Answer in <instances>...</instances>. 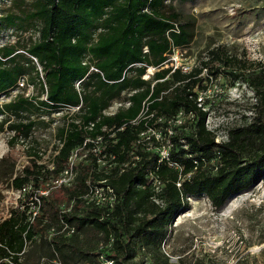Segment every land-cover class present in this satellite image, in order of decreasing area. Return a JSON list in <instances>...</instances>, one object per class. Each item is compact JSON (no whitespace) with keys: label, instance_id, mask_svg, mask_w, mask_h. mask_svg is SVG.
<instances>
[{"label":"trees","instance_id":"obj_1","mask_svg":"<svg viewBox=\"0 0 264 264\" xmlns=\"http://www.w3.org/2000/svg\"><path fill=\"white\" fill-rule=\"evenodd\" d=\"M166 1L21 0L18 12L0 10V27L25 32L35 26L39 32L23 54L15 44L0 47V95L19 89L0 104V132L7 127L16 138H29L46 111L79 106L57 130L59 143L51 163L38 162L42 156L34 152L35 158L16 175L13 186L42 190L62 175L72 152L83 146L89 150L86 160L76 164L70 185L61 184L40 196L34 220L20 207L0 220V264H41L45 259L102 264L103 258L114 264H174L163 243L175 218L189 208L190 196L205 194L220 208L231 195L264 178L262 64L257 70L217 45L190 72L167 67L143 78L148 67L161 68L167 54L188 46L194 37L195 21L173 6L166 11ZM204 70L207 79L220 72L242 79L256 95L253 121L231 128L222 141L208 129V112L198 105L196 87L201 86ZM22 76L37 85L35 93L20 90ZM123 92L129 104L105 113ZM181 110L194 114L192 124L185 121L169 136L168 159L162 158L155 150L162 145L160 140L141 134L168 126ZM99 137L101 151L96 155L90 149ZM98 157L111 168L102 170ZM153 170L161 178L160 192L149 183ZM103 179L117 194L112 211L84 198L88 181ZM156 194L162 203L153 199ZM64 223L74 226V232L63 230ZM141 251L144 255L137 259Z\"/></svg>","mask_w":264,"mask_h":264},{"label":"rangeland","instance_id":"obj_2","mask_svg":"<svg viewBox=\"0 0 264 264\" xmlns=\"http://www.w3.org/2000/svg\"><path fill=\"white\" fill-rule=\"evenodd\" d=\"M33 0H26L27 3ZM15 2V3H14ZM23 6L21 0H0L1 12H18ZM173 6L185 19L195 21L194 37L186 47H176L167 55L161 67H171L172 63L193 68L199 64L210 47L222 45L229 52L237 54L244 61L252 63L255 69L264 66V0H188L186 2L166 1V11ZM39 32L35 26L20 32L8 27H0V47L6 44L17 45L23 54L31 38L37 39ZM262 64V65H261ZM261 65V66H260ZM156 67L150 66L144 73L151 75ZM202 90L196 87L203 97V107L208 112L206 124L215 130L217 140L227 139L231 128L244 126L253 121L256 95L252 87L242 79L234 80L226 72L207 79L208 71L201 74ZM144 78V77H143ZM212 78V79H211ZM34 88L20 89L25 93H35ZM17 88L8 94L0 95V104L9 101ZM19 91V89H18ZM127 92L113 100L105 110L110 113L119 103L128 105ZM75 108H62L46 111L29 138L18 137L7 127L0 132V220L9 216L12 208L25 201L13 186V180L20 170L31 164L38 152L40 163L50 164L55 146L59 143L57 130L75 116ZM2 116H0L1 118ZM179 121L171 122L172 131L179 132V125L192 118L179 114ZM166 127L151 128L141 136H156L160 140L155 150H164L169 140ZM151 145H154L153 143ZM99 152V149L97 150ZM79 160V156L77 157ZM102 170L111 165L101 158L98 161ZM22 195V194H21ZM190 206L177 222L175 218L169 235L163 243V250L174 264H264V178L251 187L231 195L220 208H215L207 195L189 197ZM233 205L231 209L228 206ZM257 247V248H256ZM141 251L137 259L142 258ZM149 257V255H148Z\"/></svg>","mask_w":264,"mask_h":264},{"label":"built area","instance_id":"obj_3","mask_svg":"<svg viewBox=\"0 0 264 264\" xmlns=\"http://www.w3.org/2000/svg\"><path fill=\"white\" fill-rule=\"evenodd\" d=\"M145 51H148L147 47L145 48ZM171 67H173V69L181 68L184 72H190L193 69V66L192 67H186V66H183V64H181L179 66L177 63L174 64V62L172 63ZM159 69H161V68H155L153 70L152 74L148 75V77L145 76V74H144L143 75L144 79L148 80V79L152 78L153 75L155 74V72ZM80 82H81V80H79L77 82V85H79ZM18 84H19V87H21V89H27V87H29V89L34 88V85L29 82L28 77H26V76H22L19 79ZM16 91H17L16 92V94H17L18 89ZM25 94L30 95L31 93H25ZM120 105H122V103H119V105L116 107V109L110 113H114ZM198 105L203 106V97L202 96H198ZM70 108H75L77 111L79 109V106L70 107ZM182 113H185V112L183 110H181L179 112V114H182ZM179 114L176 116V118H172V119H169L167 121L168 126H162V127H166V129L168 130V132L170 134L169 136H171L175 133L172 131V123L171 122L179 121V117H178ZM187 115H189L191 118L194 117V114L192 112H189ZM149 129H151V128H149ZM208 129H210V128H208ZM210 130L215 132L214 129H210ZM90 141H92V140H90ZM217 141H219V140H217ZM101 143H102V138L99 137L98 140L96 141V147L93 149H90V150L93 153H95L96 155H98L101 151L100 150L101 149L100 148ZM171 146H172V144L170 143V140H168V143H167V146L165 147V149L164 150L162 149L160 151L162 158L168 159L169 150H170ZM98 149H99V152H97ZM88 152H89V150H85L84 146L82 148H80L79 150L77 149L74 152H72V155L70 156V159H69L68 166L63 171L62 175L60 177H58L57 179L51 181V183L48 184L49 186L45 187L44 189L33 190L31 185L24 186L21 189H17L22 194V195L20 194V197H23V198L25 197L24 202L22 201V199L19 200L20 205L18 207H20L22 209H27V215H28L30 220H34L40 212V207L42 204V200H41L40 196L41 195H48L50 193L51 188L58 187L61 184L70 185L74 179V176H75L76 164L79 161H85L86 158L88 157L87 156ZM78 156H79V160H77ZM101 158L102 157H98V161H101ZM171 165H173V163H171ZM149 183L154 186L156 192H160L161 186H162L161 178L159 177V175L154 170L149 173ZM87 185H88L87 186V192L84 195V198H85L87 203L95 204L96 206L104 208L108 211L114 210L115 205L117 204L118 198H117V194L115 192L114 187L107 181V179L99 180L97 182L88 181ZM28 192H30V194H31L29 197L26 196V193H28ZM153 199L157 203H162V199L157 194L153 196ZM61 208L68 209L65 207V205H62ZM63 230H67L68 234H71L72 232H74L75 227L69 226L68 224L64 223ZM54 231H55L54 228H52V230H50V233H53ZM12 264H14V263H12ZM41 264H59V261L57 259H54V260L45 259L42 261ZM102 264H114V261L107 259V258H103Z\"/></svg>","mask_w":264,"mask_h":264},{"label":"bare ground","instance_id":"obj_4","mask_svg":"<svg viewBox=\"0 0 264 264\" xmlns=\"http://www.w3.org/2000/svg\"><path fill=\"white\" fill-rule=\"evenodd\" d=\"M233 207V205H230L228 206V209H231ZM191 214V211L190 210H187L186 212H183L180 217L178 218L177 222H180V220L183 218V216L185 215H190ZM257 248V247H256Z\"/></svg>","mask_w":264,"mask_h":264}]
</instances>
